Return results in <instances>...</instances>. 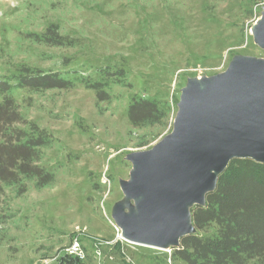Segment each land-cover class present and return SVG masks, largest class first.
<instances>
[{
  "label": "rangeland",
  "instance_id": "1",
  "mask_svg": "<svg viewBox=\"0 0 264 264\" xmlns=\"http://www.w3.org/2000/svg\"><path fill=\"white\" fill-rule=\"evenodd\" d=\"M39 1L0 0L1 72L16 73L27 65L79 69L82 75L100 77L97 70L102 65L122 66L131 87L113 86L114 99L103 103L107 106L102 115L95 91L84 86L33 93L27 112L22 92L17 93L27 118L54 136L42 164L55 170L58 183L30 187L9 199L16 216L0 225V264H53L52 258L40 259L41 254L59 251L77 234L90 264H184L173 255L179 242L169 245V254L138 242L117 247L99 245L97 240L116 243L122 232L116 215L135 214L137 200L121 188V182L131 177L129 156L151 149L171 134L183 88L198 77L225 72L235 59H264V48L252 34L264 15V0H52L54 6L43 4V10L33 13L31 8ZM27 16L31 20L23 21ZM51 23L72 40L71 46L20 42L11 30L20 25L23 30L43 31ZM135 95L168 112L166 125L146 128L156 138L141 148L136 142L146 130L133 127L126 115ZM96 248L102 252L99 259ZM245 264L260 263L254 258Z\"/></svg>",
  "mask_w": 264,
  "mask_h": 264
},
{
  "label": "trees",
  "instance_id": "2",
  "mask_svg": "<svg viewBox=\"0 0 264 264\" xmlns=\"http://www.w3.org/2000/svg\"><path fill=\"white\" fill-rule=\"evenodd\" d=\"M43 4L54 6L52 0H41L34 3L32 12L43 10ZM22 20L29 22L31 18ZM11 30L20 42L43 47L71 46L72 40L61 34L54 23L43 31L23 30L20 25ZM80 73L79 69L44 70L27 65H21L16 73L0 71V225L16 216L10 198L24 195L30 187L44 189L58 183L55 170L42 164L54 136L27 118L16 101L18 92H22L20 100L27 112L34 103L33 93L84 86L95 91L97 112L102 115L107 106L103 103L110 104L114 99L113 86L131 87L122 66L102 65L97 70L100 77ZM126 115L131 125L140 130L164 126L168 120V112L161 105L136 95L131 97ZM155 138V133L146 130L138 135L136 145L145 147ZM215 185L205 193L203 205L194 204L189 209L195 231L180 236L173 255L184 264H245L254 258L264 264V162L233 157L217 176ZM6 191L10 192L8 200ZM208 228L213 231L202 235ZM117 243L114 246L119 247ZM64 248L50 255L41 254L40 259L52 258L53 264H90L86 258L64 252Z\"/></svg>",
  "mask_w": 264,
  "mask_h": 264
},
{
  "label": "water",
  "instance_id": "3",
  "mask_svg": "<svg viewBox=\"0 0 264 264\" xmlns=\"http://www.w3.org/2000/svg\"><path fill=\"white\" fill-rule=\"evenodd\" d=\"M252 33L264 47V15ZM179 101L171 134L129 156L131 177L121 188L137 199L136 212L119 211L116 220L134 243L177 244L195 231L186 204L203 205L233 157L264 162V59H235L204 88L188 84Z\"/></svg>",
  "mask_w": 264,
  "mask_h": 264
},
{
  "label": "built area",
  "instance_id": "4",
  "mask_svg": "<svg viewBox=\"0 0 264 264\" xmlns=\"http://www.w3.org/2000/svg\"><path fill=\"white\" fill-rule=\"evenodd\" d=\"M104 179H105L104 181L109 183L108 177H105ZM97 241H99L98 242L99 245H102V244L114 245V243L112 241L110 242L108 239L107 240L98 239ZM116 242H119L121 244H122V242L132 243L131 241H129L123 237L122 232H121V234L120 233L118 234V238H117ZM97 248H98V246H97ZM97 248H96L95 254H96V258L99 259L102 255V252L99 250L97 251ZM158 249H160V248H158ZM161 249H162L161 251H164V249H166L169 251L168 253H171L170 247H164V249L163 248H161ZM64 252H66V253L74 256V257H77L78 259H85L86 258V248L82 244L81 236H78V234H77V235H74L71 238H69L68 243L65 245Z\"/></svg>",
  "mask_w": 264,
  "mask_h": 264
},
{
  "label": "bare ground",
  "instance_id": "5",
  "mask_svg": "<svg viewBox=\"0 0 264 264\" xmlns=\"http://www.w3.org/2000/svg\"><path fill=\"white\" fill-rule=\"evenodd\" d=\"M261 19H262V17H260V18L258 19V21L261 20ZM253 30H254V29H253ZM252 34H253V33H252ZM258 45H260L262 48H264L261 44L258 43ZM209 81H210V78H205L204 76H202V77H198L197 79H195V80L193 81V83H194L196 86H199L200 89H202V88H204V85L207 84ZM217 174H218V173L216 172L215 175H217ZM122 190H123V188H122ZM123 192H124V190H123ZM124 193H125V192H124ZM125 195H126V193H125ZM136 200H137V199H136ZM193 204H194L193 202L186 204L185 209H186L187 211H189V209L192 207ZM122 234H123V233H122ZM175 244H176V242H174V243H172V242H166V243L164 244V246L175 245ZM164 246H162V247H164Z\"/></svg>",
  "mask_w": 264,
  "mask_h": 264
}]
</instances>
